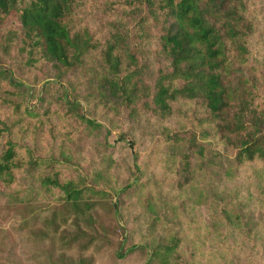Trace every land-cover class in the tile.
I'll list each match as a JSON object with an SVG mask.
<instances>
[{
    "label": "trees",
    "instance_id": "1",
    "mask_svg": "<svg viewBox=\"0 0 264 264\" xmlns=\"http://www.w3.org/2000/svg\"><path fill=\"white\" fill-rule=\"evenodd\" d=\"M247 3L0 0V192L37 215L49 210L43 222L52 231L40 229L34 238L46 237L49 250L57 240L59 248L81 252L110 240L93 228L91 211L142 185L136 151L133 177L112 183L105 121L118 114L127 125L155 123L153 145L162 143V158L171 159L178 190L223 158L231 170L264 162V64L247 45ZM90 14L107 15L105 33ZM152 37L155 47L146 45ZM173 117L176 126L165 123ZM117 138L135 147L126 130ZM20 175L38 189L21 187ZM253 228L241 237L251 249L258 243ZM123 239L114 243L118 259L137 252L144 264L194 263L183 255L181 237Z\"/></svg>",
    "mask_w": 264,
    "mask_h": 264
},
{
    "label": "rangeland",
    "instance_id": "2",
    "mask_svg": "<svg viewBox=\"0 0 264 264\" xmlns=\"http://www.w3.org/2000/svg\"><path fill=\"white\" fill-rule=\"evenodd\" d=\"M247 5L253 21V33L247 45L251 58L264 64V0H248ZM88 17L94 27L106 32L107 15L90 14ZM146 28L152 29L150 25ZM155 41L152 37L146 45L155 47ZM150 59L154 65V56ZM124 119L118 114L111 122L105 121L111 130L108 138L112 144L116 177L112 183H125L127 178L133 177L136 151L142 169V185L120 200L114 197L98 202L91 211L93 228L100 236L110 239L107 244L81 252L77 247L61 249L56 240L55 248L49 250L46 237L34 238L40 229L52 231L43 222L49 210L44 209L37 215L32 212L33 207L13 201L9 192L3 191L0 192V264H47L50 260H61L64 264H80L81 261L87 264H144V256L137 252L124 259L117 258L114 243L125 236L129 243L140 240L171 242L181 237L180 249L184 256H194V263L190 260L192 264H264V199L260 195L264 162L231 170L223 158L210 173L204 177L201 173L195 174L189 185L178 190L171 184L176 177L169 167L171 159L162 158L158 150L162 143L153 145L155 123L148 126V122L141 119L137 124L127 125ZM165 123L176 126V117ZM122 130L134 136V148L118 140ZM19 179L21 187L38 189L32 177L20 175ZM251 224L258 241L252 249L251 241L241 239Z\"/></svg>",
    "mask_w": 264,
    "mask_h": 264
}]
</instances>
